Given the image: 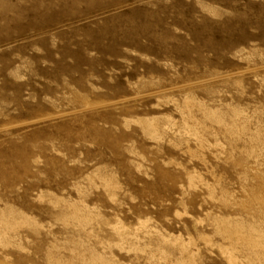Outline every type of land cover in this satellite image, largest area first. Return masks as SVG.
<instances>
[{"label": "rangeland", "instance_id": "374dc122", "mask_svg": "<svg viewBox=\"0 0 264 264\" xmlns=\"http://www.w3.org/2000/svg\"><path fill=\"white\" fill-rule=\"evenodd\" d=\"M263 230L264 0H0V264H264Z\"/></svg>", "mask_w": 264, "mask_h": 264}, {"label": "bare ground", "instance_id": "6f19581e", "mask_svg": "<svg viewBox=\"0 0 264 264\" xmlns=\"http://www.w3.org/2000/svg\"><path fill=\"white\" fill-rule=\"evenodd\" d=\"M153 124H154V123H153ZM151 126H152V125H151ZM151 126H150V127H151ZM154 126H155V124H154ZM152 127H153V126H152ZM219 223H221V222H219ZM222 224H223V223H222ZM224 224H225V221H224ZM224 224H223V226H225ZM237 224H238V223H237ZM240 224H241V223H239L238 226H240L241 228H243ZM218 225H219V224H217V227H218ZM220 225H221V224H220ZM226 225H227V224H226ZM228 225H230V222L228 223ZM116 226H117V225H116ZM231 226H232V225H231ZM233 226L236 227V225H234V224H233ZM255 226H256V225H255ZM260 226H261V225H260ZM260 226H259V227H260ZM217 227H216V228H217ZM219 227H221V226H219ZM227 227H228V226H227ZM252 227H253V226H252ZM115 228H116V227H115ZM115 228H114V229H115ZM216 228H215V229H216ZM241 228H240V229H241ZM250 228H251V227H250ZM253 228H254V227H253ZM257 228H258V227H257ZM257 228H256V229H257ZM119 229H120V228H119ZM228 229H229V228H228ZM237 229H238V227H237ZM237 229H233V230H237ZM259 229H260V228H259ZM250 230H251V229H250ZM253 230H254V229H253ZM222 231H223V230H222ZM226 231H227V233H228V230H226ZM230 231H232L231 228H230ZM238 231H239V230H238ZM238 231H237V232H238ZM256 231H257V230H256ZM258 231H259V230H258ZM258 231H257V232H258ZM263 231H264V230H263ZM263 231H262V232H263ZM216 232H217V231H216ZM224 232H225V231H224ZM237 232L234 231L233 234L230 232V233L233 235L232 237H234V236L236 237V238H235V237H234V238H235L236 240H238L237 242H239V240L241 241V240H245V239H246V235L244 236V235L242 234L243 236H241V232H240V233H237ZM249 232H251L252 234H254L252 231H249ZM254 232H255V231H254ZM262 232H260V233H262ZM217 233H218V232H217ZM230 233H228V234H230ZM221 234H222V233H221ZM257 234H258V233H257ZM263 234H264V233H263ZM263 234H262V235H263ZM258 235H259V234H258ZM262 235H261V237L258 236L257 240H254V238H256L257 236H256V237H253V239L249 240V242H248L249 244L245 243V241H244V243L247 244V247L250 246V245H252V250H253L254 247H259V248H260V251H263L264 249H263L262 247H264V237H263ZM200 237H201V236H200ZM201 238H202V237H201ZM204 238H205V237H204ZM219 238H220V236H219ZM225 238H226V237H225ZM227 238H228V237H227ZM249 238H250V237L248 236L247 239H249ZM220 239H221V238H220ZM226 241H227V240H226ZM235 242H236V241H235ZM244 243H243V244H244ZM231 244H233V243H231ZM243 244H242V245H243ZM245 244H244V246H245ZM236 245H237V244H236ZM182 246H183V245H182ZM244 246H243V247H244ZM247 247H246V248H247ZM250 247H251V246H250ZM250 247H248V249H249ZM219 248H220V247H219ZM227 248H229V247H227ZM227 248H224L223 250H225V252H226V249H227ZM261 249H263V250H261ZM223 250H222V251H223ZM229 250H230V249H229ZM252 250H251V248H250V251H252ZM255 250H256V249H255ZM231 251H232V250H231ZM257 251H258V250H257ZM257 251H252V252H256V254H257ZM252 252H251V253H252ZM226 253H229V251L226 252ZM226 253H225V254H226ZM225 254H224V255H225ZM230 255H231V253H230ZM233 255H234V254H233ZM254 255H255V254H254ZM225 257H226V256H225ZM229 257H230V258H229ZM229 257H228V259H229V263H230V264H233V260H232L233 257H232V258H231V256H229ZM225 260H226V258H225ZM263 260H264V259H263Z\"/></svg>", "mask_w": 264, "mask_h": 264}]
</instances>
